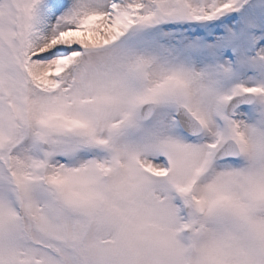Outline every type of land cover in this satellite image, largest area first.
<instances>
[{"label":"snow or ice","instance_id":"1","mask_svg":"<svg viewBox=\"0 0 264 264\" xmlns=\"http://www.w3.org/2000/svg\"><path fill=\"white\" fill-rule=\"evenodd\" d=\"M0 264H264V0H0Z\"/></svg>","mask_w":264,"mask_h":264}]
</instances>
